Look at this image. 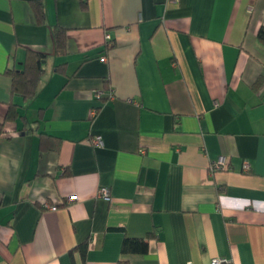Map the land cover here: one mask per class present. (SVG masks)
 <instances>
[{"label": "crops", "instance_id": "obj_1", "mask_svg": "<svg viewBox=\"0 0 264 264\" xmlns=\"http://www.w3.org/2000/svg\"><path fill=\"white\" fill-rule=\"evenodd\" d=\"M262 27L264 0H0V264H264Z\"/></svg>", "mask_w": 264, "mask_h": 264}, {"label": "trees", "instance_id": "obj_2", "mask_svg": "<svg viewBox=\"0 0 264 264\" xmlns=\"http://www.w3.org/2000/svg\"><path fill=\"white\" fill-rule=\"evenodd\" d=\"M88 0H83L86 3ZM36 17L39 22L45 21L44 5L41 1L35 3ZM54 38L56 43V52L59 56H65L66 50V30L62 28H56L54 32ZM258 39L264 44V27H262L258 33ZM45 57L32 49L28 50L26 61L24 62L23 69L21 71L7 69L4 73L11 78L12 91L14 95H18L24 98V100L33 99L38 91L41 76L44 73L43 60ZM264 80V74L261 75L259 83ZM18 106L12 104L8 110L5 121H14L20 116ZM4 122H0V137L4 132ZM41 151H46L48 146L42 142L40 144ZM149 244L146 240L129 239L126 238L123 244L124 253H146L148 251ZM81 255L85 258L87 253V245L83 244L78 247ZM224 264H228L224 263Z\"/></svg>", "mask_w": 264, "mask_h": 264}, {"label": "built area", "instance_id": "obj_3", "mask_svg": "<svg viewBox=\"0 0 264 264\" xmlns=\"http://www.w3.org/2000/svg\"><path fill=\"white\" fill-rule=\"evenodd\" d=\"M110 37L107 36V40H109ZM111 43L110 41H107L106 42V47L107 48H110L111 47ZM106 57H103V60H105ZM104 95L103 92H99L97 93V97L98 98H101L102 96ZM108 97L109 98H113V92L110 91L109 94H108ZM94 113L93 114H96V111H93ZM92 144L95 145V146H101L103 144V139L102 137L100 136H97L95 137L94 139L91 140ZM142 153H146L145 151H142ZM228 160L226 157H220L217 161L211 163L210 165V171L211 173H215L217 171H221V170H225L227 169L228 167ZM250 169V166L248 163H245L244 164V170L245 171H249ZM98 196L106 201H110L111 199V195H110V190L108 188H101L99 190V193H98ZM71 199H73V197H71ZM53 210H56V207H53ZM228 261L226 259H214L212 264H224V263H227Z\"/></svg>", "mask_w": 264, "mask_h": 264}]
</instances>
